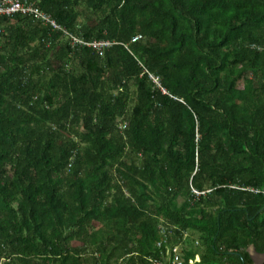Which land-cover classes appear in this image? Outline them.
Segmentation results:
<instances>
[{
	"label": "trees",
	"instance_id": "1",
	"mask_svg": "<svg viewBox=\"0 0 264 264\" xmlns=\"http://www.w3.org/2000/svg\"><path fill=\"white\" fill-rule=\"evenodd\" d=\"M22 1L61 28L0 15V261L254 264L264 0Z\"/></svg>",
	"mask_w": 264,
	"mask_h": 264
},
{
	"label": "built area",
	"instance_id": "2",
	"mask_svg": "<svg viewBox=\"0 0 264 264\" xmlns=\"http://www.w3.org/2000/svg\"><path fill=\"white\" fill-rule=\"evenodd\" d=\"M16 12H24V13H34L36 17L44 18L47 22L51 23L55 28H61V25L58 24L55 20H52L45 13L41 12L38 8H35L32 4H27V2H23L22 0H0V15H12ZM106 42H94L93 45L101 48ZM168 235L165 234L163 241L159 242V246H162L164 242H167ZM174 262L173 264H183V260L181 258V254L179 251V247H174L173 250ZM193 262V260H191ZM0 264H3L0 261Z\"/></svg>",
	"mask_w": 264,
	"mask_h": 264
},
{
	"label": "water",
	"instance_id": "3",
	"mask_svg": "<svg viewBox=\"0 0 264 264\" xmlns=\"http://www.w3.org/2000/svg\"><path fill=\"white\" fill-rule=\"evenodd\" d=\"M248 253L254 264H264V252H260L257 250L255 244H251L247 248Z\"/></svg>",
	"mask_w": 264,
	"mask_h": 264
}]
</instances>
